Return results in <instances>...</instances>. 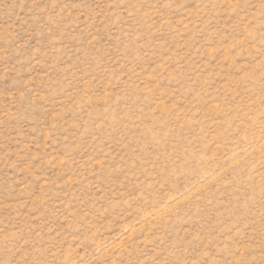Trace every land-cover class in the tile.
I'll list each match as a JSON object with an SVG mask.
<instances>
[{"label":"rangeland","instance_id":"obj_1","mask_svg":"<svg viewBox=\"0 0 264 264\" xmlns=\"http://www.w3.org/2000/svg\"><path fill=\"white\" fill-rule=\"evenodd\" d=\"M0 264H264V0H0Z\"/></svg>","mask_w":264,"mask_h":264}]
</instances>
